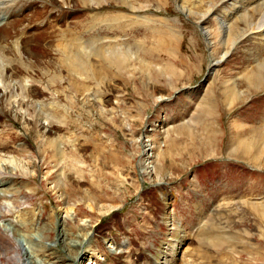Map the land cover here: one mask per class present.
<instances>
[{"label": "rangeland", "instance_id": "374dc122", "mask_svg": "<svg viewBox=\"0 0 264 264\" xmlns=\"http://www.w3.org/2000/svg\"><path fill=\"white\" fill-rule=\"evenodd\" d=\"M0 1V264H264V43L219 0Z\"/></svg>", "mask_w": 264, "mask_h": 264}, {"label": "bare ground", "instance_id": "6f19581e", "mask_svg": "<svg viewBox=\"0 0 264 264\" xmlns=\"http://www.w3.org/2000/svg\"><path fill=\"white\" fill-rule=\"evenodd\" d=\"M180 1H182V0H179V2H178L179 9L182 10L184 13H189V11L187 9H185V7L180 3ZM1 5H3V6L6 5V2H4V3L1 2L0 6ZM222 8L226 9V11H227L226 19L229 18V20H223V22L221 24H219V30L222 32L220 34H218V36H226V42L232 43L235 46L234 48H237L240 40L243 41V40H246L248 38H255V39H258L261 43H264V0H219L218 2L210 5L208 10H207V13L202 15V17L200 19L201 26L206 23L208 18H210V17L215 18V16L219 12V10ZM256 11H260V17L256 20H253L252 14H254ZM239 21L245 23L248 26V28H246L245 32H243V33L240 30L241 26H239V24H240ZM1 27H3V26H1ZM241 29H243V28H241ZM219 30H217V33L219 32ZM202 32H203L202 33L203 37L205 38V40L208 44V47L210 49H213V47L215 46V43L212 42V36H213L212 34L213 33L211 34L206 29H202ZM240 34H241V36H238ZM220 39H222V38H220ZM82 46L83 45H81L79 47L82 48ZM69 48H73V44L69 45ZM83 50H84V48L82 49V52H83ZM78 51L80 52L81 49H79ZM228 54L229 53H226L224 55L223 59H221L220 61H217L216 63L213 61L214 65L224 62V60H225L226 56H228ZM104 55H106V58L107 57L110 58V60L112 61L111 64L115 63L117 60V59H113L112 54H111V50H107V52ZM211 55L213 57V52ZM67 63H68L67 68L69 71L74 72V73L76 72V70L81 71V72H88L90 74H93L94 78H98V76L105 74V73H101V72L96 73V71L100 70V68H98V65H102L103 70H105V71H108L109 68L111 69V65H106L105 62L103 64H99L98 62L96 63V62H93L90 60H85L82 58L81 59L76 58L73 61H71L70 63L69 62H67ZM255 81H257V80H255ZM0 87L4 88L2 91L3 92L2 97L5 98V95L8 91L3 84H1ZM167 133L168 132H165V134H163V136H165V138H167V136H166ZM145 135L147 136L148 132H146ZM156 142L157 141H154V139H151V141H147L146 142L147 144L144 146V148H146L148 150L147 152L150 153L149 156L146 158L144 164H143L145 166V172L146 173L148 171L147 166L152 165L154 168V163H153L154 160L156 159V161H157L158 158H162V155H159L158 153L156 156V152H157L156 148H159V144ZM158 152H159V150H158ZM163 160H164V158H162L161 162ZM2 161H6V160L2 159ZM154 170H155V168H154ZM156 172H157V170H155L154 173H156ZM70 210L73 211V209H70ZM68 214L69 213H67V215ZM86 222H88V221H86ZM178 222H179V224L181 223V221H178ZM64 223H65V221H64ZM174 223H175V221H174ZM87 225L85 223L83 226L85 228H87L88 227ZM174 229H178L177 223L174 225ZM63 230L64 229H63V225H62L61 231L63 232ZM65 237H66V235L60 234L58 240H62L61 242H63ZM80 237H81V235L78 236V238H80ZM86 237H87V239H85L82 242L71 241V245L81 247V252H79V254H78V256H80V257H82V255H83L82 253H83V249L85 248V246L90 245L91 241L95 238L94 231L89 232V234L86 235ZM33 240L37 242L35 247H37V248L43 247L40 244L41 241L39 238H37V236H35V237L33 236ZM180 243H181V241L179 242V244ZM21 244L25 245L23 239L21 240ZM111 244H113L112 249H115L114 253L124 254L125 248L127 245L126 241L125 242L121 241V243H120L117 240H112ZM47 249H49V248L47 247ZM108 250H109L108 253H110V255H112L113 251L110 248ZM23 253H24L23 257L26 258L25 262L27 264H43V262H41V260H38V261L35 260L34 261V255L32 252H30V250L27 248V246H26V248H23ZM25 253H26V256H24ZM185 254H186V252L183 253V256H185ZM88 264H101V263H98L97 261L90 260ZM165 264H171V261H168L166 259Z\"/></svg>", "mask_w": 264, "mask_h": 264}]
</instances>
